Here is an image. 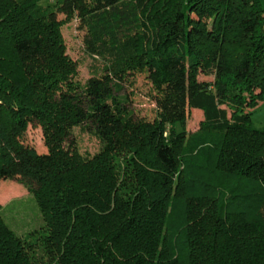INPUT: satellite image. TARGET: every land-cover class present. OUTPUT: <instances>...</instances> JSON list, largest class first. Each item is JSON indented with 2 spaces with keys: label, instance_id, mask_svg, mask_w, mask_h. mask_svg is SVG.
<instances>
[{
  "label": "trees",
  "instance_id": "obj_1",
  "mask_svg": "<svg viewBox=\"0 0 264 264\" xmlns=\"http://www.w3.org/2000/svg\"><path fill=\"white\" fill-rule=\"evenodd\" d=\"M40 2L0 0V179L36 199L45 225L38 246L0 223V264H264V128L251 125L264 102V0ZM57 12L75 14L101 62L83 85ZM137 76L156 117L115 166L134 123L120 91ZM192 106L197 135L221 140L213 169L201 150L182 152ZM36 123L43 154L22 143ZM75 128L98 153L77 152Z\"/></svg>",
  "mask_w": 264,
  "mask_h": 264
},
{
  "label": "rangeland",
  "instance_id": "obj_2",
  "mask_svg": "<svg viewBox=\"0 0 264 264\" xmlns=\"http://www.w3.org/2000/svg\"><path fill=\"white\" fill-rule=\"evenodd\" d=\"M39 6L43 8L46 6L55 7V0H41ZM54 18L62 24L59 27V36L62 43L63 56L67 59L70 69L74 70V80L83 85L87 79L96 73L101 62L99 59L95 60L89 55L85 42L86 29L82 28L75 14L67 15L64 12H57ZM134 79L130 80L131 83L122 84L120 91L121 95L128 98V105L132 111L134 123L124 134L122 142L124 148L114 156L116 158L115 166L116 164L121 167L125 165L131 149L136 144L140 130L142 131V127L152 124L156 117V107L150 98V86L142 76H137ZM198 81L200 83L212 82L213 77L199 76ZM220 108L224 109V107ZM187 115L183 128L191 138L189 144L183 145L182 152L184 154H187V152L191 153L193 148L194 150H201L200 153H203L204 156L200 161L205 162H202V164H206L205 166L213 169L218 154L215 147H218L221 140L215 137H199L197 135L199 126L204 120L203 111L199 107L192 106L187 111ZM251 125L255 129L264 128V102L253 110ZM174 129L177 133L182 130L180 125L174 126ZM72 133L76 150L82 157L93 156L99 152L100 147L97 141L89 132L86 133L84 128H75ZM22 143L34 148L37 153L43 154L47 152L44 147L42 127L37 123L26 127ZM227 176L226 180L233 181L230 175ZM182 212L183 206L177 205L173 208L170 222L167 225L168 230L178 227L182 221ZM0 223L21 241H26L28 244L32 242L39 246L40 232L45 227L43 214L40 212L36 199L15 180L5 181L0 179Z\"/></svg>",
  "mask_w": 264,
  "mask_h": 264
}]
</instances>
